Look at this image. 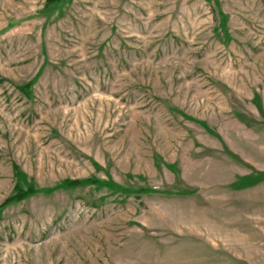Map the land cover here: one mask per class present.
Segmentation results:
<instances>
[{"label":"rangeland","instance_id":"374dc122","mask_svg":"<svg viewBox=\"0 0 264 264\" xmlns=\"http://www.w3.org/2000/svg\"><path fill=\"white\" fill-rule=\"evenodd\" d=\"M0 264H264V0H0Z\"/></svg>","mask_w":264,"mask_h":264},{"label":"trees","instance_id":"16d2710c","mask_svg":"<svg viewBox=\"0 0 264 264\" xmlns=\"http://www.w3.org/2000/svg\"><path fill=\"white\" fill-rule=\"evenodd\" d=\"M49 1H51V0H49ZM73 185H76V184L73 183ZM31 193H32L31 190H28V191L23 192V193L21 192L20 194H18V196H14V197L10 198L7 202L18 201L21 197L28 196ZM7 202H5V203H7Z\"/></svg>","mask_w":264,"mask_h":264}]
</instances>
